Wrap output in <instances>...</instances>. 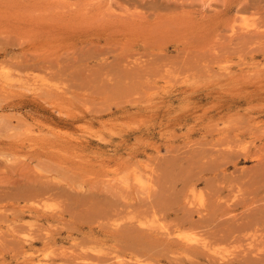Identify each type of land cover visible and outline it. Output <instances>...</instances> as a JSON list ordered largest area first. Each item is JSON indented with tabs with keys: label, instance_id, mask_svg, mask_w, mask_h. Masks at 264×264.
<instances>
[{
	"label": "rangeland",
	"instance_id": "374dc122",
	"mask_svg": "<svg viewBox=\"0 0 264 264\" xmlns=\"http://www.w3.org/2000/svg\"><path fill=\"white\" fill-rule=\"evenodd\" d=\"M264 264V0H0V264Z\"/></svg>",
	"mask_w": 264,
	"mask_h": 264
},
{
	"label": "bare ground",
	"instance_id": "6f19581e",
	"mask_svg": "<svg viewBox=\"0 0 264 264\" xmlns=\"http://www.w3.org/2000/svg\"><path fill=\"white\" fill-rule=\"evenodd\" d=\"M41 264V263H40Z\"/></svg>",
	"mask_w": 264,
	"mask_h": 264
}]
</instances>
